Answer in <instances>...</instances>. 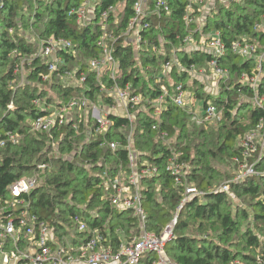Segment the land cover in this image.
Masks as SVG:
<instances>
[{
  "label": "trees",
  "instance_id": "1",
  "mask_svg": "<svg viewBox=\"0 0 264 264\" xmlns=\"http://www.w3.org/2000/svg\"><path fill=\"white\" fill-rule=\"evenodd\" d=\"M79 1L2 0L0 134L18 132L22 139L19 143L0 147V198L10 197L8 187L15 181L35 177L36 183L26 197L28 209L47 221L56 237L63 234L72 239L83 236L73 223L77 214L83 215L90 227L106 223L112 241L118 239V230L127 236L137 231L132 213L116 211L107 201L110 188L107 187L105 172L112 177L120 169L128 171L124 146L126 131L120 129L127 121L125 118L110 115L114 124L104 134H95L90 121L91 127L84 129L77 119V132L71 127L73 122L53 130L52 138L59 142L60 157L50 156V135L34 133L30 125L35 116L45 113L43 109L34 107L32 100L36 97L61 105L70 96L83 91L96 102H112L100 90V83L95 73L87 69V63L100 53L98 41L103 30L97 14L106 6L122 1V7L110 16L106 28L117 38L113 54L119 65V84L131 82L133 90L153 99L161 93V85L164 84L172 94L180 81L184 89L188 87L193 92V98L202 101V107L211 101L222 110L221 119L213 125H190L186 109L176 106L167 96V108L160 117H153L149 111L137 114L133 145L139 155V165L149 164L157 168L152 176L141 179L142 205L149 218L146 229L161 233L182 198L183 185H176L173 175L166 170L168 158L174 150L180 153L181 159L188 161L185 183L196 186L205 194L189 198L182 206L174 236L165 247L168 257L176 264H231L236 261L239 264H258L257 256L264 254V174L232 182L228 191L211 189L235 174L219 171L215 163L234 162L233 158L240 156L237 147L239 136L254 128L264 114V105L259 107L251 102L253 91L241 81L242 76L254 70L256 58H245L231 50L234 41L245 39L259 47L257 53L264 51V31L257 28L264 25V0L216 2L205 17L202 31L195 32L199 39L201 34L218 31L226 46L224 56L217 60L222 68L227 69L229 76L225 83H220L217 95L207 93L204 84L197 78H191L185 68L170 71L172 83L160 73L169 50L178 48L176 33L184 36L196 28L194 23L186 27L183 21L187 0H168L170 16L162 21L151 18L150 28L143 31L138 56L121 35L127 20L133 15L134 0H97L96 17L84 24L77 23L75 17L68 13ZM10 27L14 28L13 32L9 31ZM29 28L40 36L53 33L72 42L73 50L61 54L70 66L85 71L83 88L65 85L56 78L50 89L40 91L33 83L38 80L36 73L43 71L44 61L36 62L34 73L29 76L31 81L25 86L9 87L16 60L10 53L29 51L34 46L20 34L21 29ZM159 37L165 40L167 55L152 50V44H158ZM177 56L183 67L191 63L203 65L212 57L207 50L196 49L188 53L182 46ZM261 68L259 96L264 95V58ZM104 75L102 80L109 86L111 80ZM185 80H191L192 85L185 84ZM161 131L167 132V137H161ZM104 138L119 141L120 145L115 151H110L108 147L100 146ZM234 164L233 169L237 166ZM256 169L260 173L264 171V155Z\"/></svg>",
  "mask_w": 264,
  "mask_h": 264
},
{
  "label": "built area",
  "instance_id": "2",
  "mask_svg": "<svg viewBox=\"0 0 264 264\" xmlns=\"http://www.w3.org/2000/svg\"><path fill=\"white\" fill-rule=\"evenodd\" d=\"M210 1L187 0L183 21L186 27H191L194 23L196 28L184 36L176 33L178 48L169 50V56L163 61L161 69L170 72L173 68L178 71L185 68L191 78H197L204 84L207 93L217 95L220 91V83H225L229 76L227 69L222 68L217 60L224 56L226 46L220 40L218 31L209 34L208 44L195 40V32L202 31L205 17L216 3V0L213 3ZM227 1L230 0H223V2ZM96 2L97 0H80L68 13L75 17L77 23L84 24L96 17ZM121 7L122 1L106 6L97 14L103 30L98 41L100 53L90 58L87 63V69L95 73L96 80L100 83V90L108 95L112 102H100V105H97L84 95L83 91L78 95L70 96L61 105L48 103L44 97H36L32 100L34 107L43 109L45 113L35 116L30 125L32 132H45L52 138L53 130H59L70 122H73L71 127L77 132L79 124L76 119L83 124L84 129L88 130L91 127L90 121L94 125L95 134H104L110 131L114 124L110 115L125 118L127 121L120 126V129L126 131L124 146L127 150L128 171L120 169L112 177L105 172L107 187L110 188L107 201L116 211H130L136 220L137 231L127 236L118 230V239L112 241L106 223L90 227L83 215L77 214L73 217V223L83 236L72 239L71 236L63 234L61 237H56L47 221L29 211L26 197L35 185L36 178L24 177L9 185V198H0V264H173L166 256L165 247L174 236L180 210L189 198L202 196L205 192L185 183L189 168L188 161L181 159L180 153L172 150L173 154L168 158L166 170L173 175L176 185H183L182 198L161 233L156 234L146 229L149 218L148 212L142 205L141 179L152 176L157 168L149 164L139 165V155L133 145L135 119L141 111H149L153 117H160L167 108V96H170L171 102L176 106L185 108L197 125L219 121L222 110L209 101L205 107L201 105L197 107L198 113H195L194 109H191L193 95L188 101L180 81L176 84L174 93L171 94L166 86H163L161 93L153 99H149L138 90H133L131 82H126L125 85L119 84L117 81L119 65L113 54V46L117 38L111 32H107L106 28L110 16L115 15ZM132 8L133 15L127 20L126 28L121 35L138 56L143 41V31L150 28L151 18L156 17L162 21L164 17H169L171 6L168 0H134ZM9 31L13 32L14 28L10 27ZM20 34L27 42L34 43V46L29 51L15 50L10 53L11 57H16L13 77L9 82L11 89L23 87L31 81L29 76L34 73L37 61L45 62L43 71L36 73L38 80L33 83L40 91L50 89L56 78L65 85L84 87L85 71L70 66L61 54L73 50L69 39L53 33L40 36L32 33L30 28L21 29ZM203 36L201 34V38ZM164 43L163 37H159V43L152 44V50L160 52L163 56L167 55L168 51L164 49ZM181 46L188 53L196 49L207 50L212 57L203 65L191 63L183 67L177 56ZM231 50L245 58H256L254 70L242 76L241 81L253 91L251 102L262 107L264 95L259 96L257 89L262 77L261 62L264 51L257 53L259 47L245 39L234 41ZM103 74L111 80L109 86H106L102 80ZM160 135L163 138L167 137V132L161 131ZM21 139L20 133L7 131L4 135L0 134V147L8 143H19ZM237 144L240 156L233 158L237 171L231 179L220 183L216 188L211 189L212 191L215 189L228 191L232 182L241 181L247 176L264 174V171L260 173L256 169V165L264 155V114L254 128L239 136ZM119 145V141L106 138L100 142V146H106L110 151H115ZM51 146L50 156L60 157L62 154L58 150L59 142L52 138ZM257 263L264 264V254L257 256ZM231 264H239V262Z\"/></svg>",
  "mask_w": 264,
  "mask_h": 264
},
{
  "label": "rangeland",
  "instance_id": "3",
  "mask_svg": "<svg viewBox=\"0 0 264 264\" xmlns=\"http://www.w3.org/2000/svg\"><path fill=\"white\" fill-rule=\"evenodd\" d=\"M214 2V0H211L210 1V3H213ZM216 2H223V0H216ZM258 27H259V30H263L264 31V25L263 24H260V25H258ZM209 36V34H207V35H204L202 38L200 37L199 39H197V38H195V40H197V41H201V43L203 42L204 44H208L209 43V38H207ZM33 39V38H32ZM204 41H206V42H204ZM209 46V45H208ZM261 49V48H260ZM139 58V57H138ZM161 75H165V77H166V80L167 81H169L170 83H172V79H173V77L171 76V78H170V76H169V73L170 72H166V71H163L162 69H161ZM185 84H187L188 86H190V85H192V81L191 80H185ZM163 86H165L164 84L163 85H161V89H162V87ZM206 91H208L207 89H205ZM185 93H186V95H187V100L189 101L190 99H191V95H193V92H191L190 91V89L188 88V87H186L185 88ZM92 102L93 103H96L97 105H100V102H96V101H94V100H92ZM192 107H191V109L193 108L194 109V112L195 113H198V110H197V107H200V105H202L203 103H202V101L200 100V99H195V98H193V100H192ZM189 114V113H188ZM189 123H190V125H192L194 122L192 121V119L191 118H189ZM216 123V121H212V122H210L209 123V125L210 124H215ZM197 125V124H196ZM197 126H205L206 127V125H197ZM232 164H234V162L232 161V163H231V161L228 163H225V162H223V163H215V167L219 170V171H222V172H225V173H230V172H236L237 171V166L236 167H234V169H233V167H232ZM235 165V164H234ZM224 182V181H223ZM222 183V182H221ZM220 185V184H219ZM166 256H167V258H168V260L171 262V263H173V264H176L175 262H173L169 257H168V255L166 254Z\"/></svg>",
  "mask_w": 264,
  "mask_h": 264
},
{
  "label": "water",
  "instance_id": "4",
  "mask_svg": "<svg viewBox=\"0 0 264 264\" xmlns=\"http://www.w3.org/2000/svg\"><path fill=\"white\" fill-rule=\"evenodd\" d=\"M2 0H0V6H1Z\"/></svg>",
  "mask_w": 264,
  "mask_h": 264
}]
</instances>
